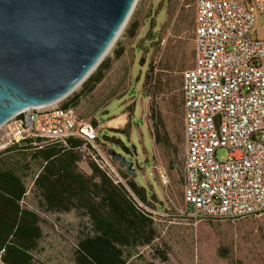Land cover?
<instances>
[{
    "label": "rangeland",
    "instance_id": "1",
    "mask_svg": "<svg viewBox=\"0 0 264 264\" xmlns=\"http://www.w3.org/2000/svg\"><path fill=\"white\" fill-rule=\"evenodd\" d=\"M195 3L138 0L104 58L109 63L104 79L92 91L81 84L73 94L84 95L73 110L79 119L96 127L97 144L103 151L114 149L133 162L134 176L125 169L121 173L144 188L146 201L134 193L139 199L136 204L152 219L156 239L150 245L129 248L127 264H264V214L235 221L195 219L184 200L183 72L195 60ZM135 17L139 26L131 37L127 29ZM252 35L264 39V15L256 13ZM119 49L123 55L115 57ZM151 66L154 76L162 77L156 88L155 81L145 85ZM167 66L173 71H166ZM17 135L10 122L3 125L0 152L12 147ZM25 148L20 145L3 153L0 167L22 177L27 194L21 205L41 218L43 235L33 253L35 264H76L77 245L93 233L92 224L76 210L49 212L41 207L34 187L39 167L29 160ZM91 153L84 149L79 164L88 175L94 162ZM217 158L225 160L227 152L219 150Z\"/></svg>",
    "mask_w": 264,
    "mask_h": 264
},
{
    "label": "built area",
    "instance_id": "2",
    "mask_svg": "<svg viewBox=\"0 0 264 264\" xmlns=\"http://www.w3.org/2000/svg\"><path fill=\"white\" fill-rule=\"evenodd\" d=\"M195 7V60L183 72L184 200L195 219L258 217L264 214V39L252 32L264 0H196ZM62 101L10 119L15 142L81 139L95 163L139 203L119 166L98 146L96 127ZM222 149L227 158L218 160Z\"/></svg>",
    "mask_w": 264,
    "mask_h": 264
},
{
    "label": "trees",
    "instance_id": "3",
    "mask_svg": "<svg viewBox=\"0 0 264 264\" xmlns=\"http://www.w3.org/2000/svg\"><path fill=\"white\" fill-rule=\"evenodd\" d=\"M138 26L139 20L135 17L129 22L127 35L134 37ZM122 55L121 49L115 51V57ZM108 68L109 63L104 59L82 85L92 91L104 79ZM165 70L173 71L172 66ZM154 71L151 66L145 85L155 81L156 88L162 77L161 74L154 76ZM82 95L84 92L76 95L72 92L62 107L73 108ZM13 143L0 152V157L26 145L29 160L39 167L34 187L42 208L49 212L76 210L89 218L93 233L78 243L76 264H127L129 248L147 246L156 239L152 219L137 206L126 188L115 184L95 161L90 164L91 175L80 169L84 149L91 150L90 146L84 148L83 140L68 138L65 145L26 138ZM129 185L139 199L146 201L143 187L132 180ZM26 194L22 177L12 169L0 167V259L3 264H35L33 253L43 232L39 214L21 205Z\"/></svg>",
    "mask_w": 264,
    "mask_h": 264
},
{
    "label": "water",
    "instance_id": "4",
    "mask_svg": "<svg viewBox=\"0 0 264 264\" xmlns=\"http://www.w3.org/2000/svg\"><path fill=\"white\" fill-rule=\"evenodd\" d=\"M138 0H0V128L28 108L53 105L96 70ZM134 176L133 162L108 151ZM193 212V205H189Z\"/></svg>",
    "mask_w": 264,
    "mask_h": 264
}]
</instances>
